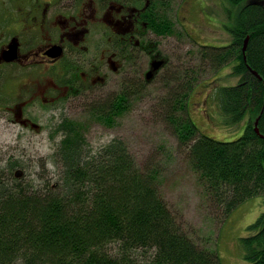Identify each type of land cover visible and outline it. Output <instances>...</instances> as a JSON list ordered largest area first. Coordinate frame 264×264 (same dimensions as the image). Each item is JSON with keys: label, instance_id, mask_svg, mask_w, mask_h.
Here are the masks:
<instances>
[{"label": "trees", "instance_id": "obj_1", "mask_svg": "<svg viewBox=\"0 0 264 264\" xmlns=\"http://www.w3.org/2000/svg\"><path fill=\"white\" fill-rule=\"evenodd\" d=\"M223 2L231 21L225 28L233 39L203 47L200 67L204 72L206 66L220 70L234 64L237 83L220 85L214 93L226 122L227 117L235 125L246 121L242 134L224 141L200 131L186 102L196 77L187 79L185 68L177 77L186 78L175 81L177 88L166 72L163 80L173 89L154 98L155 122L178 140L204 205L222 221L245 201L264 198V0ZM170 4L162 0L159 8ZM124 84L131 85L107 100L102 97L91 113L110 118L148 89L139 79ZM258 117L260 133L255 131ZM57 133L63 139L53 154L57 179L52 183L43 175L36 186L15 180L5 184L0 176V264L222 263L211 236H201L205 242H200L197 230L163 194L165 164L162 158L156 161L158 153L141 162L121 137L94 149L77 130L61 127ZM239 245L246 264H264V212Z\"/></svg>", "mask_w": 264, "mask_h": 264}, {"label": "rangeland", "instance_id": "obj_2", "mask_svg": "<svg viewBox=\"0 0 264 264\" xmlns=\"http://www.w3.org/2000/svg\"><path fill=\"white\" fill-rule=\"evenodd\" d=\"M159 2L161 5L162 2ZM156 16L155 27L150 25V30H147L150 43L145 44L143 39L140 41L145 47L141 50L143 54L138 74L139 80L146 82L148 89L142 95L130 99L124 111H117L110 118L99 116L95 112L92 114L91 106L103 99L107 100L109 95L115 96L116 92L131 85L124 84L125 80L120 82L121 75L113 76L119 83L114 81L109 87H94L89 94L80 99L75 98L71 106H66L69 109L67 118L61 122V116L53 120L49 116L38 119L41 132L32 135L29 131L31 137H28V141L30 138L32 140L31 143L28 142L27 156L23 159L24 165L26 164L22 168L25 182L40 185L43 175L51 183L53 177L57 179L53 154L63 139V135L57 133L61 127L79 131L94 149L113 138L121 137L129 144L139 161H151L157 153L156 161L162 158L165 164L163 194L174 209L183 212L186 225L197 230L200 242H205L201 236H211V245L217 247L221 264H246L239 240L248 234L249 226L264 212V198L256 196L245 201L224 221L223 216L216 219L210 215L204 205L202 191L196 183L195 173L180 153L178 140L170 130L154 120V106L157 102L154 98L168 93L173 89L172 85L177 88L175 81L180 79L178 83H183V78L186 77L177 76L183 74L180 71L185 68L187 74L190 73L187 79L196 77L195 86L186 102L200 131L224 141L234 140L242 134L246 121L235 125L227 117L226 122L218 106V93H214L220 85L237 83L238 77L233 74L234 64L230 62L220 70L206 66L204 72L200 67L203 60L199 51L203 47L226 45L233 39L225 28L231 22L228 10L223 0H171L170 8H157ZM141 38L137 37L138 40ZM151 44L155 48L148 47ZM157 53H161V59L165 58L167 63L155 79H152L155 77L153 76L148 81L146 75L152 70L151 64L160 57L153 58L152 55ZM166 72L172 85L165 84L163 80ZM135 77L138 78L137 75ZM137 78L133 80H138ZM58 113L60 115V109ZM7 136L10 135L5 137ZM16 154L20 156L19 153Z\"/></svg>", "mask_w": 264, "mask_h": 264}, {"label": "flooded vegetation", "instance_id": "obj_3", "mask_svg": "<svg viewBox=\"0 0 264 264\" xmlns=\"http://www.w3.org/2000/svg\"><path fill=\"white\" fill-rule=\"evenodd\" d=\"M159 1L0 0L2 183L26 181L23 159L32 140L29 131L41 132L38 119L61 116V122L75 98L109 87L113 76L121 75L120 82L140 79L139 61ZM161 55H152L160 57L152 62L148 81L165 67Z\"/></svg>", "mask_w": 264, "mask_h": 264}, {"label": "bare ground", "instance_id": "obj_4", "mask_svg": "<svg viewBox=\"0 0 264 264\" xmlns=\"http://www.w3.org/2000/svg\"><path fill=\"white\" fill-rule=\"evenodd\" d=\"M167 1V0H166ZM168 1H170V0H168ZM248 38V42H244V46H243V53H244V59L245 60H247V55H246V50H247V48H248V43H249V37H247ZM246 38V39H247ZM246 39H245V41H246ZM250 70H253L251 67L249 68ZM257 72V71H256ZM259 74V73H258ZM260 75V74H259ZM261 76V75H260ZM258 77V76H257ZM259 78V77H258ZM261 79H263L262 78V76H261ZM100 97H102V96H100ZM11 162V161H10ZM8 164H9V162H8ZM16 164V163H15ZM21 165H23L22 163H20ZM19 164V165H20ZM42 164V163H41ZM48 164V163H47ZM26 165V164H25ZM24 165V166H25ZM7 166V165H6ZM18 166V165H17ZM18 169H19V167H18ZM21 170V169H20ZM26 171V170H25ZM29 172V171H28ZM35 174V173H34ZM42 177V176H41ZM137 252V251H136ZM127 256V255H126ZM5 259H6V257H5ZM126 260V259H125ZM9 263V262H8ZM13 264V263H12ZM16 264V263H15Z\"/></svg>", "mask_w": 264, "mask_h": 264}, {"label": "water", "instance_id": "obj_5", "mask_svg": "<svg viewBox=\"0 0 264 264\" xmlns=\"http://www.w3.org/2000/svg\"><path fill=\"white\" fill-rule=\"evenodd\" d=\"M245 42H248V38L246 39V41ZM252 72L256 75V76H258L259 77V79H261V76L258 74V72H256L255 70H252ZM259 119H260V117H258L257 118V120L255 121V131L257 132V133H260V131H259Z\"/></svg>", "mask_w": 264, "mask_h": 264}]
</instances>
